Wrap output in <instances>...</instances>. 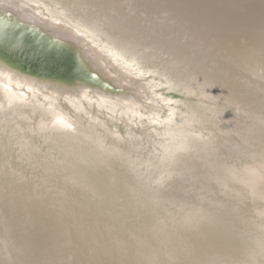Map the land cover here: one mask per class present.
Returning <instances> with one entry per match:
<instances>
[{"label":"water","instance_id":"water-1","mask_svg":"<svg viewBox=\"0 0 264 264\" xmlns=\"http://www.w3.org/2000/svg\"><path fill=\"white\" fill-rule=\"evenodd\" d=\"M67 1L69 9L82 11L116 45L140 55L150 68L175 72L181 79L190 77L198 93L217 100L220 121L231 136L219 140L212 152L201 146L202 152L179 164L174 179L167 182L164 169L139 162L155 146L156 129H162L173 104L153 106L157 98L152 94L144 96L146 106L139 109L137 93L153 90L148 79L128 72L119 58L95 40L87 41L75 28L42 18L40 8L25 9L16 1L0 0V150L8 162L20 163L24 175L25 168L30 170L39 159L42 171L38 170L37 179L29 185L35 187L31 188L35 198H43L44 174L59 165L61 183L67 182L68 192L70 187L76 190L70 199L97 228L87 239L93 241H85L81 247L97 253L83 257L79 249L74 252L71 240L59 237L64 225L58 213L66 216L57 206L61 200L51 199L54 207L43 202V213L36 205L25 203L14 215L12 208L20 204L15 201L17 205L10 207L6 197L9 184L2 168L0 264H193L192 258L186 257L184 262L180 257L181 239L167 235L177 231L190 232L194 249L209 264L245 262L243 257L237 261L235 255L240 237L245 258H264V183L262 196L255 183L264 181V78L248 63L255 50H261L259 56L264 59V0ZM1 2L6 6L1 7ZM147 5L160 16L166 11V19L148 13ZM8 79L75 98L130 97L133 101L122 111L134 118L120 121V145L108 135H99L103 126L89 124L88 116L74 123L69 117L90 151L84 150V144L50 141L48 130H38V126L51 113L37 109L27 108L19 128L2 133L11 105L3 94ZM60 104L78 112L73 105ZM35 138L44 147L55 142L53 154L43 152L37 157L31 148ZM17 147L23 148L20 162ZM113 163L124 169L131 188L127 193L122 183H113L117 180L107 166ZM115 187L128 203L120 214L105 219L101 213L117 211L112 200ZM87 189L106 200L105 205L85 197L81 190ZM194 243L202 247L198 249Z\"/></svg>","mask_w":264,"mask_h":264},{"label":"bare ground","instance_id":"bare-ground-1","mask_svg":"<svg viewBox=\"0 0 264 264\" xmlns=\"http://www.w3.org/2000/svg\"><path fill=\"white\" fill-rule=\"evenodd\" d=\"M13 1H16L17 5H20L25 9H30L33 6L40 8L43 14L40 16L49 20L51 23L61 22L66 26L75 28L78 32L82 33L83 35L85 34L84 36L89 38L87 41L91 42L92 40H95L99 45H102L107 51H109L115 58H119L123 64H125L124 66L128 72L139 74V76L142 78L148 79L153 85V90H149L145 93H143L141 90L140 92L142 94L137 93L139 94V98H141L140 102L135 101L139 109H142L146 106V101L143 100L144 96L145 98H149L152 96V94H154L157 98L151 103L153 106H157L159 108V105L166 103L173 104V111L170 114L171 117L169 115V118L164 120L162 123L164 126L161 130L156 129L155 135L157 138L153 141L155 142V146L148 153L147 157L145 159L141 158L142 162H139L142 166L149 165L152 168L160 167V169H164L165 176H167V182L174 179L175 169L179 164L189 160L192 158V156L198 154L199 151L202 152L201 146H205V149L212 152L217 146L216 144H218L217 142L219 140H223L226 136H231L230 130L222 123V121H220V110L217 100L212 101L208 96L198 93L200 90L196 89V87L193 85L194 82L192 79H190V77L187 76L181 79L176 76L177 73L175 72H162L158 71L157 69H152V67L150 68L149 62L144 61L140 55L116 45L112 37H110L104 30L97 28L91 19L85 17L82 11L78 9H69V1ZM2 6L4 7L6 4L1 2V7ZM147 7H149L146 8L148 13L158 15L159 12L153 7L148 5ZM164 15H167L166 11H162L161 16H158L166 19ZM175 23L179 24V22L176 21ZM177 26L179 27L180 25ZM259 52H261V50L253 51V55L250 58V62L248 63L253 65L255 70H259L257 74L261 78H264V59L259 56ZM2 81L3 80L0 78V83H2ZM6 82L7 89L4 90L3 94H5V100L9 101L12 106L10 105V107H8V112L6 115L7 118L4 121L5 128L2 133L12 131L13 129L14 131L17 130L20 127L18 121L26 119L24 112H26L25 110L27 108L37 109L44 112L45 114L51 113L50 116H53L50 117L47 115L50 119H47L44 125L41 124L40 127L38 126V130H48L46 132V137H48L50 141L52 140L58 142L60 140H64L63 142H70L67 146H72L74 145V142H76V144H84L85 151H90V147L85 145L87 143L82 141L83 136L79 135L75 131L76 126L73 124L75 120L82 118L84 115L88 116L86 119H88L89 124L103 126L102 129L100 128L97 131L99 135H108L110 137V141L121 145L123 133L120 132L119 129L120 121L131 122L134 118V115L131 114L126 116V114H124L122 111L123 106H126L133 101L130 99V97H128L127 100L121 99L122 97H118V100L113 98L112 100L103 99L104 97H100L102 99H94L90 95L75 98L63 95L59 92L34 87L33 85L17 83L11 80ZM61 101H63L65 104H70V106L73 105L74 108L78 109V112H70V110H67L62 104H60ZM1 102L2 96L0 95V103ZM107 113H110V115H107ZM69 117L73 120V123L72 121H69ZM24 124L25 126L27 125L26 123ZM17 135L20 134L18 133ZM19 139L21 142H23L21 135ZM33 140L34 141L32 142L34 143L32 145L33 147L31 148L37 157L42 156L43 152L49 153V155L53 154L55 142L49 143V145L44 147V145L40 144L38 138ZM118 148L119 147L117 146V149ZM22 149L23 148L19 147L16 148V154H18L17 157L19 158V162L22 161V155L20 153ZM109 151L115 153V151ZM117 152L119 151L117 150ZM127 153L131 158L130 153ZM3 156L4 154L1 149L0 169H4L3 172L7 176L5 183L9 184V187L6 191V197L10 201V207L12 204L17 205L15 201L20 204L18 205L19 207L12 208L14 209V215H18L20 213L19 209H23L25 203H30L31 206L33 204L36 205L35 207L39 208L40 213H43V202H50L51 206L54 207L53 201L51 199H55L57 201L61 200V203H57V206L59 207V210L66 214V216H63L62 213H58L60 220L64 225V233L59 237L63 240H71V242H73L72 245L74 252H76V249H79V252L83 257L91 256L92 254L97 253V251L92 248H81L83 245H85V241H93L87 239L91 236V234L97 232V228L91 219L82 215L79 206L70 199V196H73L72 193H75L76 190L74 191L73 188L70 187V191L68 192L67 182L64 184L61 183L59 178V172L61 171L60 166L55 164L56 166L53 167L51 172L49 171L44 174L45 179L42 186H40V190H43L44 195L42 199H39L35 198L32 194L33 189L31 188L35 187L29 186L32 180L37 179L38 170L42 171L38 164L39 159H35V161H33V164L30 166V170L28 167L25 168V175L28 176L27 178L21 170L22 167L20 166V163L8 162ZM132 160L135 159L132 158ZM48 161H50L49 158ZM113 164V166L107 164V166L112 168L111 174H113L117 180V182L113 183H122L123 191L124 193H127L131 188H129L130 184H128L129 182L123 174L124 169L117 163ZM262 177L264 178V170L262 171ZM56 183H60V188L57 187ZM255 183L257 184L256 186L259 187L257 190L259 192L258 195L262 196V184L264 181ZM115 190L116 192L113 193L114 195L112 200L113 205L115 208H117V211H115L114 214L101 213L105 219L107 217L112 219V217H115L113 215L120 214L123 209V204L126 206L128 203L123 195V192L119 191L116 187ZM81 192L85 195V197H91L93 200H95L98 205H105L106 203V200L99 197L95 192L93 194L89 189L81 190ZM172 195L174 196L175 193ZM78 197L80 198V196ZM80 199L82 200V198ZM165 203H167V200H165ZM244 206L246 207V205ZM100 207H98V210L102 211L103 209ZM29 224H31V222H29ZM193 234L196 233L193 232ZM167 235L168 237H178L181 239L180 257L184 260V262H187V259H185L187 257L195 260L193 264H209V260H207V262H203V256L201 257L197 253V249H194L190 232L187 233L184 231V233H181V231H177L176 234L175 232H168ZM240 238L241 240L238 239L235 246V255L237 261H240L243 257L245 262H234V264H262V262H264V258L259 261H255L252 258H245V255L243 256L245 249L241 248L243 247L244 240L242 237ZM151 239L154 240L156 238ZM208 239L209 238H207V240ZM251 241L252 240L249 241L250 244ZM195 246H197L198 249L202 247L196 244ZM149 249L151 251L152 248ZM155 251L160 253L159 249H155ZM98 252L102 253L104 250H100ZM71 255L74 256L73 253ZM68 261H70V259Z\"/></svg>","mask_w":264,"mask_h":264}]
</instances>
